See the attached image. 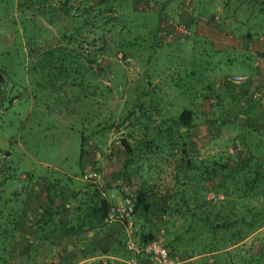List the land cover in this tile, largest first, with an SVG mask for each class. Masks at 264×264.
Wrapping results in <instances>:
<instances>
[{
    "label": "rangeland",
    "instance_id": "rangeland-1",
    "mask_svg": "<svg viewBox=\"0 0 264 264\" xmlns=\"http://www.w3.org/2000/svg\"><path fill=\"white\" fill-rule=\"evenodd\" d=\"M112 189L127 221L96 210ZM35 223L100 226L109 264L148 233L178 264H264V0H0V264Z\"/></svg>",
    "mask_w": 264,
    "mask_h": 264
},
{
    "label": "crops",
    "instance_id": "crops-1",
    "mask_svg": "<svg viewBox=\"0 0 264 264\" xmlns=\"http://www.w3.org/2000/svg\"><path fill=\"white\" fill-rule=\"evenodd\" d=\"M37 224V226H35ZM33 229H37V236L28 239L24 243L26 245L32 242L31 249L24 245L22 255L26 262L37 261L38 264H47L51 261L53 264H109L110 253L109 249L104 247V241L108 238L102 237L97 239L95 237L78 240L71 237L65 239V233L56 232L55 227H50L48 224L35 223ZM54 228V233L45 232L47 229ZM59 228V227H58ZM43 231L45 232L44 234ZM70 235V234H69ZM71 236V235H70ZM73 238V239H72ZM74 242V247L70 244ZM36 243V244H35ZM85 243V244H83ZM37 249H33L37 245ZM114 259L117 258L114 254L111 255ZM28 263V264H29Z\"/></svg>",
    "mask_w": 264,
    "mask_h": 264
},
{
    "label": "trees",
    "instance_id": "trees-1",
    "mask_svg": "<svg viewBox=\"0 0 264 264\" xmlns=\"http://www.w3.org/2000/svg\"><path fill=\"white\" fill-rule=\"evenodd\" d=\"M99 4H101L100 2H99ZM96 5L95 4H92V5H90V7H84V9H82L81 10V13H79L78 14V16H77V18H79L80 16H82V14H84V15H88L89 14V10L90 9H93L94 7H95ZM85 19H86V16H85ZM95 19H97V15H95ZM107 40V36L106 35H102V34H100L99 35V37L98 38H96V41H95V43L98 45V44H101V42L102 43H105V41ZM71 56H72V59L73 60H75L74 62H76L77 63V65H78V67L79 68H83V66H85V61L83 60V58L80 56V54H78V55H76V57H73V54H71ZM88 59V58H87ZM93 59H95V58H92V59H89V60H93ZM90 65V64H89ZM95 69H93L92 70V67H90V74L91 75H94L95 74ZM191 112L188 110H184L183 111V115H182V121H181V123H184V124H189V120H188V118H189V114H190ZM122 143H123V146H124V149H125V151H126V153H127V155H132L133 154V152H134V148H133V146L130 144V142L128 141V139H123L122 140ZM255 162H256V164H257V166L256 167H259L260 166V160L258 159V160H256L255 159ZM184 163L187 165V162L184 160ZM257 169H255L254 171H256ZM251 172H253V171H250V170H247V173H249V174H247L248 175V177L246 178V181H244L243 182V184L244 185H247L248 187H249V189L250 188H252L253 186H255V184L259 181V178H258V175L255 173L253 176H251L250 175V173ZM245 176V175H244ZM228 179H229V177L228 176H225V178L224 179H222V182L219 184V186L221 187V186H226V184H227V181H228ZM178 185H179V189H183L184 188V185H185V182H184V180H179V183H178ZM234 190V189H233ZM230 193V192H229ZM131 199V198H130ZM136 201H135V203H139L140 202V194H137V196H136ZM217 200H220V197L218 196V195H215V196H213L212 198H206L205 199V201L204 202H200V203H198L197 204V206L198 207H201V206H205L204 204H207V205H209V206H213V205H215L216 204V201ZM222 202V201H221ZM109 204H110V202L107 200V199H105L104 197H102V199H101V201H100V205L96 208V210H97V212L100 214V217H102V219L103 220H105V215H106V213L108 212V207H109ZM188 204H189V202H188ZM234 204V203H233ZM134 208H135V206H134ZM192 217H194V218H200V219H204L205 220V222H207L209 225H210V229L213 231V232H216V231H218V229H222V228H224V229H227V228H229L230 226L227 224V223H223V222H221L220 220H222L220 217H219V215L218 214H216V215H214V217L212 218V219H209L208 217H207V215H200V212L198 211V208H194L193 209V211H192V213L190 214ZM203 216V217H202ZM202 219V220H203ZM257 220H259V218H258V216H254V219L251 221V223H250V228H252L253 226H255V224L257 223ZM106 221V220H105ZM115 221H117V222H120V221H118V220H115ZM104 222V221H103ZM106 223V222H105ZM46 224V223H45ZM219 224H220V226H219ZM105 225V224H104ZM100 228V226L97 228V229H95V228H93L92 226H91V228H89L88 230L87 229H84L81 225H79V224H76L74 227H68L67 229H65L64 227H59V230H57L56 228V232L58 231V232H64L65 233V236H69V234L71 235V237L73 236V238H77L78 240H82L83 239V237H84V240L85 239H87V238H90V237H94V236H92V234L94 235L95 233V231L94 230H98ZM55 229L54 228H51V229H47L46 230V232H50V233H54V231H55ZM34 231H33V233H37V229H33ZM104 230V229H103ZM102 229H99L98 231H100V232H102L103 231ZM91 231H94V232H92L91 234H90V232ZM64 233H61V234H64ZM100 235H103V236H106L107 235V233L106 232H102V233H100ZM33 236H36V235H34L33 234ZM83 236V237H82ZM155 235H152V234H147V235H145V236H143V238L141 239V240H138L139 242H146V241H149V240H151L153 237H154ZM31 237H30V235H27V237L26 236H24L23 238H22V240L25 242L27 239H30ZM95 238H98V237H95ZM107 238V237H106ZM100 239V238H99ZM32 244V242H30L29 243V245H28V247L27 248H29V249H31V247L33 246V245H31ZM36 244V243H35ZM169 248H170V246L167 244V243H165ZM2 244H0V251H5V249L8 247V245L6 244L4 247H2L1 246ZM35 246V245H34ZM6 247V248H5ZM33 249H37L36 248V246L33 248ZM125 250V243H124V247H123V250L122 251H124ZM170 250H171V253H173V251H172V248H170ZM121 252V251H120ZM126 252V251H125ZM126 255H127V253H126ZM115 256H119V255H115ZM31 262V261H30ZM126 262V261H125ZM27 263H29V261H27ZM111 264H116V263H114V262H111Z\"/></svg>",
    "mask_w": 264,
    "mask_h": 264
},
{
    "label": "built area",
    "instance_id": "built-area-1",
    "mask_svg": "<svg viewBox=\"0 0 264 264\" xmlns=\"http://www.w3.org/2000/svg\"><path fill=\"white\" fill-rule=\"evenodd\" d=\"M235 78H239V76ZM95 177L94 171L84 174L86 180L93 181ZM115 190L103 193V197L110 202L105 220L127 221L133 214L134 204L127 196L118 199V191ZM125 251L127 253L125 261L128 264H178L170 248L165 244L161 233L146 242H139L129 237L125 241Z\"/></svg>",
    "mask_w": 264,
    "mask_h": 264
}]
</instances>
